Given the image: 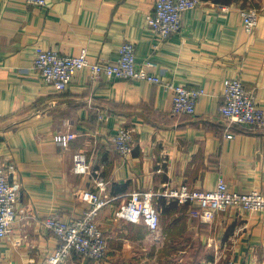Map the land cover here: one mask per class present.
<instances>
[{
	"label": "crops",
	"instance_id": "1",
	"mask_svg": "<svg viewBox=\"0 0 264 264\" xmlns=\"http://www.w3.org/2000/svg\"><path fill=\"white\" fill-rule=\"evenodd\" d=\"M155 2L46 0L37 7L0 0V168L20 181L0 264H43L59 242L45 218H78L86 208L78 193L98 190V182L109 199L97 215L106 257L74 252L63 264H190L194 256H203L196 264H264V212L230 207L205 223L196 205L160 194L181 185L212 189L222 177L231 190L264 195V131L233 125L226 138L220 112L223 82L235 77L264 110V0H199L165 39L145 23ZM246 8L258 11L250 33L238 14ZM127 41L143 69L203 91L195 114H173L172 92L147 81H92L79 72L59 92L33 65L36 47L74 56L84 50L113 63ZM119 128L131 131L123 153L111 141ZM77 151L89 163L85 174L71 171ZM133 191L157 193L158 230L114 217Z\"/></svg>",
	"mask_w": 264,
	"mask_h": 264
},
{
	"label": "built area",
	"instance_id": "2",
	"mask_svg": "<svg viewBox=\"0 0 264 264\" xmlns=\"http://www.w3.org/2000/svg\"><path fill=\"white\" fill-rule=\"evenodd\" d=\"M25 4L42 7L46 0H22ZM199 0H156L153 9L145 15L149 30L159 39H165L180 29L182 16L194 8ZM226 11L227 6H220ZM242 28L250 33L258 23V11L255 8L239 10ZM118 58L113 63L90 59L82 50L77 56L59 54L54 50L36 47L33 65L42 81L64 91L79 72H84L90 80L107 79L110 81L126 79L147 81L162 86L172 92L171 111L173 114L193 115L203 91L190 89L164 80L159 74L143 69L135 62V47L132 42H123L118 49ZM223 104L220 112L226 121V138H232V126L237 125L248 131H264V110L256 103L255 96L246 90L239 78H228L224 82ZM102 116H100V119ZM74 135L67 134V139ZM131 131L119 128L111 135L114 147L120 153L130 150ZM90 166L84 152L77 151L72 156L71 171L85 174ZM104 183L98 182V190H82L78 198L86 204L82 214L71 221L64 222L54 216L44 220V226L54 233L58 245L45 258L43 264H63L72 253L101 261L106 257L107 240L97 222L99 211L109 204L102 196ZM157 193L152 191H133L114 211L116 219L128 222H142L149 231L158 230L160 214L153 201ZM161 195L173 197L180 203L196 205L200 219L211 223L220 211L237 207L250 213L264 212V195L256 190L236 191L228 188L226 181L218 177L214 188L207 190L189 189L186 185L164 190ZM20 195V181L10 180L8 172L0 168V239L7 236L9 227L15 220L16 203ZM227 264H232L228 262Z\"/></svg>",
	"mask_w": 264,
	"mask_h": 264
},
{
	"label": "trees",
	"instance_id": "3",
	"mask_svg": "<svg viewBox=\"0 0 264 264\" xmlns=\"http://www.w3.org/2000/svg\"><path fill=\"white\" fill-rule=\"evenodd\" d=\"M222 1H224V2H230L231 0H222ZM201 246V245H200ZM201 258H203V256H201V257H198V256H194L193 257V260H192V262H190V264H196L197 262H198V260H200ZM194 261V262H193Z\"/></svg>",
	"mask_w": 264,
	"mask_h": 264
},
{
	"label": "rangeland",
	"instance_id": "4",
	"mask_svg": "<svg viewBox=\"0 0 264 264\" xmlns=\"http://www.w3.org/2000/svg\"><path fill=\"white\" fill-rule=\"evenodd\" d=\"M185 86V85H184ZM228 262H232V261H226L225 263H222V264H227Z\"/></svg>",
	"mask_w": 264,
	"mask_h": 264
}]
</instances>
